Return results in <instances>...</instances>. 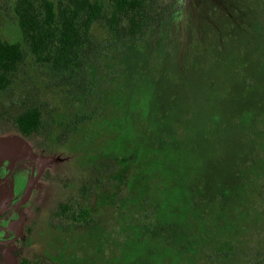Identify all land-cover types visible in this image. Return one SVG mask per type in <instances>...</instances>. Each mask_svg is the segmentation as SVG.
I'll use <instances>...</instances> for the list:
<instances>
[{
    "label": "rangeland",
    "instance_id": "1",
    "mask_svg": "<svg viewBox=\"0 0 264 264\" xmlns=\"http://www.w3.org/2000/svg\"><path fill=\"white\" fill-rule=\"evenodd\" d=\"M14 2H0L3 39L13 37ZM101 27L97 25L94 33L104 39ZM152 28L129 45L132 50L114 53L113 60L104 58L115 65L113 83H109L106 70L98 71L105 83H101L102 88L112 99H130L128 106H121L125 111L119 114L127 120L125 128L115 123L109 136L101 129L102 119H113L114 110L119 113V107L112 106L105 116H95V125L91 124L94 135L89 134L96 139L92 145L77 143L72 147L75 153L55 149L58 159L51 165V180L40 192L36 212L28 218V224L34 226L35 239L40 241V252L52 251L50 243L57 247L58 241L72 245V241L80 239L72 250L80 261L77 264H159L158 257L164 252L163 247H158L157 255L151 254L153 245H158L154 238L158 243L168 239L180 251L173 237L186 232L189 240L197 238L200 242L195 241L196 244L209 243L211 251L219 252L226 241L240 240L237 234L250 242L251 230L257 224L264 226V214L256 209L264 191V177H257L256 172L264 174V160L261 167L255 168V156L264 151V127L259 124L262 133L256 143L254 131L245 129V121L236 125L239 133L235 135L222 127L223 122H210L218 113L226 121L229 117L239 118L248 110H258L253 114L256 120L263 118L258 116L264 114V0H180L175 11ZM143 58L146 69L138 72L135 61ZM126 60L132 64H125ZM30 69L14 89L0 94V113H14L19 104L34 96L35 100L49 104V111L62 106L64 93L47 90L36 80L44 79L41 70L36 68L33 73ZM132 98L138 99L136 109L132 107ZM8 137L18 138L13 134ZM251 150L253 154L245 158ZM101 153L113 156L115 165L119 154L124 158L130 155L129 161L133 160L135 166L131 182L139 186L142 197L126 201L119 212L117 207L102 201L115 189L112 192L106 188L102 193L98 189L99 176L89 167L92 162L108 161ZM230 178L243 180L246 188L253 186V192L246 189L231 196L223 210L212 209L208 204L198 217L191 210L192 205L204 204L196 199L198 192L205 190L209 200L214 197L217 182ZM151 186L154 198L164 192L157 202L160 206L151 211L141 210L142 199L149 207L152 205L148 199ZM125 187L120 189L122 194ZM66 199L75 203L82 200L94 211L98 224L84 230L80 237L78 231L63 235L51 220V211ZM185 218H189L190 225L183 228ZM215 242L218 248H214ZM193 248L196 250L194 244ZM204 259L205 255L201 258L196 253L189 262L174 264H198Z\"/></svg>",
    "mask_w": 264,
    "mask_h": 264
},
{
    "label": "trees",
    "instance_id": "2",
    "mask_svg": "<svg viewBox=\"0 0 264 264\" xmlns=\"http://www.w3.org/2000/svg\"><path fill=\"white\" fill-rule=\"evenodd\" d=\"M179 2L180 0H15L14 30L11 34L13 37L8 40L0 36V94L14 89L19 84L20 77L31 67V72L34 73V69L37 68L44 74V79L37 77V82L45 85L47 90H61L65 99L62 106L49 111L47 109L49 104L35 100V96L28 97L27 102L19 104L18 110L14 113L6 111L0 113V134H18L28 140L37 139L46 147L61 146L67 150L66 152L72 150L75 153L73 148L77 143L84 141L93 144L96 139L89 135L93 134L91 124L94 123L96 115L105 116L107 109L112 106L116 109L119 107V113L114 110L113 119H102L101 129L109 136L115 130L113 129L115 123L125 128L127 120L120 118L119 114L125 111L121 106L124 107L126 104L128 106L130 99L124 97L112 99L102 88V84L105 83H102L104 79L100 77L98 71L106 70L109 83H113L116 79V73L113 71L115 65H111L104 58L113 60L114 53L122 54L127 49L132 50V46L129 45H133L150 32L156 22L170 16ZM97 25H102L104 39L98 38L94 33ZM145 62L144 58L135 61L134 66L139 69L138 72L146 69ZM125 64L130 66L132 63L126 60ZM152 83L155 84L154 81ZM132 101V107L136 109L138 99L132 98ZM256 112L258 113V110ZM256 112L248 110L245 115L239 118L229 117L226 121L218 112L217 116H214L216 121L221 117L220 122L224 123L222 127L234 135L238 132L236 125L245 121V129L254 131L252 137L257 143L261 131L264 130L259 128V124L260 127H264V114L258 116L263 118L256 120L257 116L253 115ZM130 128L133 130L134 126L131 125ZM116 129L120 133L118 127ZM66 137L67 139L62 142ZM253 150L247 153L245 158L253 154ZM122 155L119 154L118 165L113 164V156H107L105 153H101V156H107L108 161L92 162L89 165L99 176L98 189L102 193H105L106 188L112 192L115 189L111 196L103 197L101 200L106 205L117 207L118 212L124 208L123 204L126 201L135 196L142 197L139 186L131 182L135 176L132 173L135 167L133 160L129 161L130 155H125V158ZM258 155L255 156V168L261 167L264 151L261 156ZM259 157H262V160L258 159ZM259 175L264 177V174L256 172V176ZM258 181L262 182V178ZM217 185L218 188L213 190L214 197L209 200L205 190L198 192L196 199L204 204L191 206V210L198 213V217L200 214L201 218V214L204 213L202 210L206 209L208 204L212 209L223 210L228 206L231 196L249 189L243 186V180L232 178L220 180ZM122 186H126L125 194L120 191ZM151 187L148 199L152 205L149 207L146 200L142 199L139 207L141 210L151 211L152 208L160 206L157 202L164 192L160 191V195L157 194L154 198L155 192L153 186ZM253 189L252 186L249 190L253 192ZM187 197L192 203V198L188 194ZM82 202H76L77 205L73 202L61 203L55 211V219H59L60 224H63V219L68 220L70 224L64 225H68L70 230L77 228L75 224L80 225L82 231L95 226L98 222L95 220L94 211L89 206H84ZM256 209L261 215L264 214L263 190L257 200ZM189 225V218H185L183 228ZM238 236L240 240L236 243L232 240L226 241L219 252L211 251L209 243L196 244L195 241L200 242L197 238L194 241L189 240L190 236L186 232L173 237V241L180 246V251L176 250L170 240L164 238L162 243H158L154 238L158 245L156 247L153 245L151 254L157 255L158 247H163L164 254L161 258L158 257L159 264H174L183 260L189 262L196 253L201 258L205 255V259L198 264H264V226L257 224L251 230L250 242L244 241L240 234L236 235ZM214 248H218V244Z\"/></svg>",
    "mask_w": 264,
    "mask_h": 264
},
{
    "label": "flooded vegetation",
    "instance_id": "3",
    "mask_svg": "<svg viewBox=\"0 0 264 264\" xmlns=\"http://www.w3.org/2000/svg\"><path fill=\"white\" fill-rule=\"evenodd\" d=\"M218 119L210 121L211 124L219 125L222 118ZM11 134H0V264H77L79 260L75 250H72L80 239L72 241V245L67 241H58L60 246L57 247L56 243H50L52 251L40 252V241L34 237V226L28 224L29 216L39 206L42 188L51 180L48 174L55 162L48 159H58L54 156L56 148L43 146L37 139L28 140L18 134H13L18 138L12 139L8 137ZM57 148L67 151L61 146ZM27 150L33 158L28 157ZM70 202V199L60 202L51 211V220L63 235L78 231L80 234L76 236L80 237L83 232L80 225L75 224L77 228L70 230L68 220L63 219V224H60L54 216L61 203ZM66 223L68 225L65 226Z\"/></svg>",
    "mask_w": 264,
    "mask_h": 264
},
{
    "label": "water",
    "instance_id": "4",
    "mask_svg": "<svg viewBox=\"0 0 264 264\" xmlns=\"http://www.w3.org/2000/svg\"><path fill=\"white\" fill-rule=\"evenodd\" d=\"M27 155H28V157L33 158V155L31 153H29L28 150H27ZM48 160L51 161V162L54 161V159H48Z\"/></svg>",
    "mask_w": 264,
    "mask_h": 264
},
{
    "label": "bare ground",
    "instance_id": "5",
    "mask_svg": "<svg viewBox=\"0 0 264 264\" xmlns=\"http://www.w3.org/2000/svg\"><path fill=\"white\" fill-rule=\"evenodd\" d=\"M13 143V142H12ZM14 148V147H13ZM23 148V147H22ZM9 149V148H8ZM6 150V149H5ZM5 150H3V151H5ZM17 152V151H16ZM18 154V153H17ZM1 207H2V204H1ZM11 261V260H10ZM12 262V261H11Z\"/></svg>",
    "mask_w": 264,
    "mask_h": 264
}]
</instances>
